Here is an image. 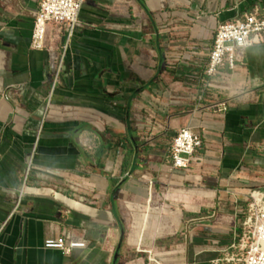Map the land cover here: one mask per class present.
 I'll use <instances>...</instances> for the list:
<instances>
[{
    "label": "crops",
    "instance_id": "1",
    "mask_svg": "<svg viewBox=\"0 0 264 264\" xmlns=\"http://www.w3.org/2000/svg\"><path fill=\"white\" fill-rule=\"evenodd\" d=\"M38 4L0 0V264H122L142 246L212 264L264 191V43L206 69L219 25L264 0H85L51 96L66 38L33 47ZM185 127L203 146L173 167ZM65 234L87 247L45 249Z\"/></svg>",
    "mask_w": 264,
    "mask_h": 264
},
{
    "label": "built area",
    "instance_id": "2",
    "mask_svg": "<svg viewBox=\"0 0 264 264\" xmlns=\"http://www.w3.org/2000/svg\"><path fill=\"white\" fill-rule=\"evenodd\" d=\"M84 3L85 0H39L32 33L33 47L43 48L49 28H53L56 37L64 34L66 38L60 59L52 58L54 77L50 96L62 72L64 53L74 37ZM263 43L264 7H256L252 12L234 21L220 24L209 55L206 75L218 78L222 74L221 70L226 66L234 71L250 47ZM202 146L201 136L196 134L191 127L181 129L171 147L170 158L173 167L187 168L193 155ZM30 162L29 159L28 170ZM19 201L20 196L17 205ZM238 219L239 235L230 245L229 249L232 253L226 256V261L228 263L264 264V191H253L249 194L247 207L239 211ZM86 247L85 242H75L69 234L45 243V249L59 251L65 257H70L75 249ZM220 262L219 258L212 260V264Z\"/></svg>",
    "mask_w": 264,
    "mask_h": 264
},
{
    "label": "rangeland",
    "instance_id": "3",
    "mask_svg": "<svg viewBox=\"0 0 264 264\" xmlns=\"http://www.w3.org/2000/svg\"><path fill=\"white\" fill-rule=\"evenodd\" d=\"M239 220V219H238ZM185 236V235H184ZM149 250L145 247H139L138 251H133L129 253L127 256H123L122 264H157L155 261H152L151 258L155 259L158 263L161 264H174L176 260L174 257L163 255L165 251L153 252L154 255L159 254V256H153L152 253L149 254ZM136 252V253H135ZM231 250L228 248L220 257L221 262L219 264H242L240 262L228 263L226 261V256L231 255ZM215 260V259H214ZM186 263L185 258L182 257V264Z\"/></svg>",
    "mask_w": 264,
    "mask_h": 264
}]
</instances>
